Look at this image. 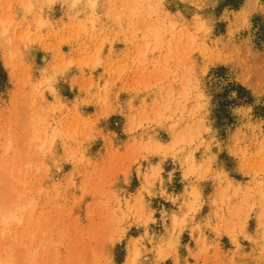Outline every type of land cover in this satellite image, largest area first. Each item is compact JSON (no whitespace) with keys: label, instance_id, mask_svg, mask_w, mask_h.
<instances>
[{"label":"rangeland","instance_id":"obj_1","mask_svg":"<svg viewBox=\"0 0 264 264\" xmlns=\"http://www.w3.org/2000/svg\"><path fill=\"white\" fill-rule=\"evenodd\" d=\"M0 264H264V0H0Z\"/></svg>","mask_w":264,"mask_h":264},{"label":"trees","instance_id":"obj_2","mask_svg":"<svg viewBox=\"0 0 264 264\" xmlns=\"http://www.w3.org/2000/svg\"><path fill=\"white\" fill-rule=\"evenodd\" d=\"M238 89H239L241 92H245V93H246V91H244V89H243V88H241V87H238Z\"/></svg>","mask_w":264,"mask_h":264}]
</instances>
